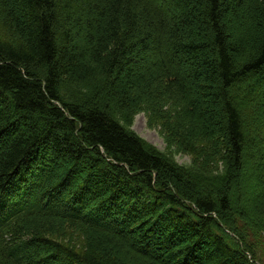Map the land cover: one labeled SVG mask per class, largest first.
<instances>
[{
	"label": "trees",
	"instance_id": "trees-1",
	"mask_svg": "<svg viewBox=\"0 0 264 264\" xmlns=\"http://www.w3.org/2000/svg\"><path fill=\"white\" fill-rule=\"evenodd\" d=\"M263 80L264 0H0V264H264Z\"/></svg>",
	"mask_w": 264,
	"mask_h": 264
},
{
	"label": "rangeland",
	"instance_id": "rangeland-1",
	"mask_svg": "<svg viewBox=\"0 0 264 264\" xmlns=\"http://www.w3.org/2000/svg\"><path fill=\"white\" fill-rule=\"evenodd\" d=\"M259 87L264 88V80L257 84ZM258 121L262 122V115H255ZM132 129L141 136L146 142L155 146L160 151H167L169 148L167 146V136L164 127L159 122V120L155 119L151 114L146 110H141L136 114ZM170 150V149H169ZM172 154L175 156V159L180 164H189L191 162L192 157L189 154H186L182 151H176L174 148ZM250 234L254 239H259L261 237V229L253 225L252 229H250ZM67 239L65 240L67 243L76 244L81 243V239H79V232L74 231L72 229H67L65 232Z\"/></svg>",
	"mask_w": 264,
	"mask_h": 264
}]
</instances>
